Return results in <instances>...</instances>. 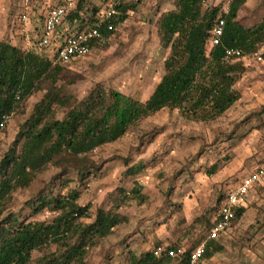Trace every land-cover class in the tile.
<instances>
[{
	"label": "rangeland",
	"instance_id": "1",
	"mask_svg": "<svg viewBox=\"0 0 264 264\" xmlns=\"http://www.w3.org/2000/svg\"><path fill=\"white\" fill-rule=\"evenodd\" d=\"M78 2L0 0V40L32 49L45 12L57 4H64L70 11L77 8ZM85 2L87 7H93L102 1ZM210 4L213 3L204 7ZM173 8L175 0H140L137 10L117 25L106 46L93 49L69 65L81 78L66 85L67 90L83 98L91 88L102 85L145 101L162 78L170 52L161 44L157 20ZM23 14L27 19L22 18ZM263 17L264 0H246L237 19L249 27ZM56 45L53 42L49 49L52 51ZM242 61L245 71L235 85L241 97L217 119L195 121L181 116L178 110L164 108L142 119L115 142L92 152L90 157L99 170L80 188L78 203H89L93 216L97 208H103L117 210L127 220L95 240L87 264H128L132 252L140 254L158 243L185 250L206 238L225 190L264 161V45ZM41 96L42 92L33 94L25 111L12 115L0 131V156ZM138 163L144 164L143 170L130 174L128 168ZM215 164L216 171L210 173ZM57 172L58 168L50 165L28 187L14 191L5 214L51 221L54 212L45 209L32 214L26 201L40 191L65 193L77 186L74 171L66 177L67 183L51 185ZM136 183L143 186L147 196L142 203L127 196ZM262 184L253 196L247 197L250 202L242 220L217 238L226 250L204 259L202 264H264ZM52 250L54 246L34 256Z\"/></svg>",
	"mask_w": 264,
	"mask_h": 264
},
{
	"label": "trees",
	"instance_id": "2",
	"mask_svg": "<svg viewBox=\"0 0 264 264\" xmlns=\"http://www.w3.org/2000/svg\"><path fill=\"white\" fill-rule=\"evenodd\" d=\"M139 2L130 0L119 5L112 19L115 29L107 31L102 27V31L113 36L117 25L125 21L131 11L137 10ZM245 2H231L221 42L212 46L211 30L220 5L204 7L203 0H175V8L163 12L157 20L161 44L169 47L170 52L164 62L162 78L145 101L102 85L91 88L83 98L72 94L66 85L74 84L81 75L70 70L73 62L54 61L56 47L51 51L49 47L36 46L43 24L32 49L0 40V131L6 127L1 126L5 115L24 112L28 99L42 92L11 145L0 156V264H87L95 240L112 233L127 220L119 211L103 208H97L93 216L89 203H78L80 188L99 170L90 155L164 108L178 110L188 119L209 122L237 102L241 93L235 85L245 71L242 60L264 45V17L249 27L237 19ZM103 3L87 7L85 0H79L77 8L70 10L64 21L80 19L84 23L79 28L82 29L98 20ZM89 10L88 15L80 14ZM228 47L240 48L243 56L225 59ZM50 165L58 168L51 185L59 181L67 183L66 177L71 171L77 175V186L65 193L40 191L26 201L32 214L45 209L54 212L52 220L5 214L14 191L28 187ZM217 166L213 165L210 173L216 171ZM143 168L144 164L138 163L129 167L128 172L134 175ZM142 187L136 183L128 199L145 201L147 196ZM245 210V206L236 208L232 224ZM51 246H54L51 252L34 256ZM222 250L217 239L208 238L203 257L194 264H202L204 259ZM190 251L185 249L176 256L162 258L153 254V248L140 254L132 252L128 264H192Z\"/></svg>",
	"mask_w": 264,
	"mask_h": 264
},
{
	"label": "built area",
	"instance_id": "3",
	"mask_svg": "<svg viewBox=\"0 0 264 264\" xmlns=\"http://www.w3.org/2000/svg\"><path fill=\"white\" fill-rule=\"evenodd\" d=\"M128 1L130 0H105V4L100 10L97 21L88 24V26L82 29L77 28L72 33L64 35V38L54 46V48H57L54 61L57 63H70L90 54L97 46L108 43L112 36L104 33L102 27H105L107 31L114 30L115 25L112 19L117 14V7ZM232 1L233 0H203L204 5L209 3L220 5L219 14L211 30L210 44L212 46L221 42L226 21L225 15L229 12ZM68 12L69 9L65 5L51 6L45 12L42 33L36 44L37 47L47 48L52 46L54 33L64 22V18ZM22 18L27 19V15L23 14ZM242 56V50L237 47H228L224 54V58L227 60ZM249 56L251 55L245 57L247 58ZM11 117V115H5L1 122V126H5ZM263 182L264 162L243 175L235 185L228 187L225 190L224 197L218 206L216 216L208 230L207 238L217 239L221 232L231 226L236 217L235 210L245 205L249 190L257 183ZM205 246L206 240L199 243L190 251V262L192 264L198 262L203 257ZM183 251V248L177 245H160L153 248V254L158 258L176 256Z\"/></svg>",
	"mask_w": 264,
	"mask_h": 264
},
{
	"label": "crops",
	"instance_id": "4",
	"mask_svg": "<svg viewBox=\"0 0 264 264\" xmlns=\"http://www.w3.org/2000/svg\"><path fill=\"white\" fill-rule=\"evenodd\" d=\"M102 2L101 3H103V2H105V0H101ZM104 4V3H103ZM57 5H59V4H57ZM61 5H64V4H61ZM55 6V5H54ZM99 6V5H98ZM80 14L82 15L83 14V11H80ZM88 14H90V12H87V14L86 15H88ZM85 18H88L87 16H85ZM82 25H84V23L80 20V19H75V20H73V21H70V20H66V21H64L60 26H59V29H58V31H56L55 33H54V36H53V42H55L56 44H58L63 38H64V35L63 34H65V33H67V34H70V33H72L73 32V29L75 30V29H77V28H80V26H82ZM86 25V24H85ZM86 26H88V25H86ZM85 26V27H86ZM41 27H42V25H41ZM40 27V28H41ZM262 183H260V184H257V185H255L254 187H252L250 190H249V192H248V194H247V197H248V199H249V197L250 196H253V194H255L256 192H257V190L258 189H260L261 187H262ZM247 197H246V203H245V207H246V209H247V202H250V201H247ZM245 212H246V210H245ZM242 218H243V216H242ZM242 218H241V220H242ZM237 223V222H236ZM235 223V224H236ZM232 225H234V224H231V226H229L225 231H223V232H221L220 234H219V236L220 235H224V234H227L229 231H230V229H231V227H232ZM207 234H208V231H207ZM207 234H206V238L205 239H203V240H206V242H207V240H208V238H207ZM218 236V237H219ZM202 240V241H203ZM218 240V239H217ZM201 241V242H202ZM200 242V243H201ZM199 244V243H198ZM197 244V245H198ZM196 245V246H197ZM196 246H194L192 249H194ZM223 246V245H222ZM191 249V250H192ZM226 249H225V247L223 246V250L222 251H219V252H223V251H225Z\"/></svg>",
	"mask_w": 264,
	"mask_h": 264
}]
</instances>
